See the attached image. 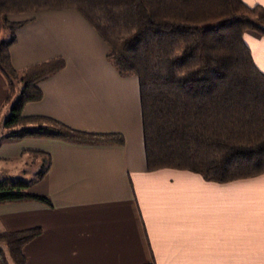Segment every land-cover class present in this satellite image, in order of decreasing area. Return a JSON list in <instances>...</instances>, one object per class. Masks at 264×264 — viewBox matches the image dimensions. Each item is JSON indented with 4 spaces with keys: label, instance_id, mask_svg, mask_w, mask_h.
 I'll return each mask as SVG.
<instances>
[{
    "label": "crops",
    "instance_id": "obj_1",
    "mask_svg": "<svg viewBox=\"0 0 264 264\" xmlns=\"http://www.w3.org/2000/svg\"><path fill=\"white\" fill-rule=\"evenodd\" d=\"M8 18L25 20L8 46L14 68L57 54L65 61L37 81L41 97L21 114L122 138H9L0 126V180H27L50 200L0 202V229L41 228L23 246L26 264H264V173L215 182L187 169L147 170L137 77L115 70L87 20L73 8ZM242 38L264 73V35L245 29ZM6 92L0 73V112ZM255 182L254 195L241 190Z\"/></svg>",
    "mask_w": 264,
    "mask_h": 264
},
{
    "label": "trees",
    "instance_id": "obj_2",
    "mask_svg": "<svg viewBox=\"0 0 264 264\" xmlns=\"http://www.w3.org/2000/svg\"><path fill=\"white\" fill-rule=\"evenodd\" d=\"M60 8H73L87 20L120 75L137 77L147 170L187 169L215 182L264 173V73L242 38L245 29L264 35V7L243 0H0L5 137L122 141L115 132H86L48 116L21 114L25 102L41 97L37 81L65 61L57 54L14 68L8 46L25 20L8 14ZM28 186L21 178L0 180V202L50 205ZM40 232L39 226L0 229V264H26L23 246Z\"/></svg>",
    "mask_w": 264,
    "mask_h": 264
},
{
    "label": "rangeland",
    "instance_id": "obj_3",
    "mask_svg": "<svg viewBox=\"0 0 264 264\" xmlns=\"http://www.w3.org/2000/svg\"><path fill=\"white\" fill-rule=\"evenodd\" d=\"M5 35H6V32H3L1 34V37H4ZM8 109H9V105L8 104H5L2 107V109H1V112H0V126H2L3 120L5 118L4 116L7 113ZM260 187H261L260 182H258V183L255 182V183L248 184L245 189H241V190L246 191L247 192V195H254L255 192H258L259 191ZM226 189L234 190L235 188L234 187H227ZM239 191H240V189H239ZM249 204L252 205V203H249Z\"/></svg>",
    "mask_w": 264,
    "mask_h": 264
}]
</instances>
